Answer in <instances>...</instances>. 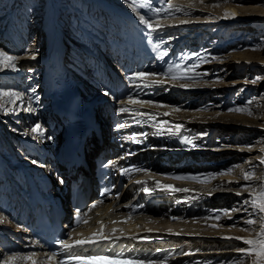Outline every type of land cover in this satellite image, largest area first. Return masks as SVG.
<instances>
[{
  "label": "bare ground",
  "instance_id": "bare-ground-1",
  "mask_svg": "<svg viewBox=\"0 0 264 264\" xmlns=\"http://www.w3.org/2000/svg\"><path fill=\"white\" fill-rule=\"evenodd\" d=\"M229 1L235 2L236 4L237 2H241V0ZM242 2H245L252 6L260 7L261 9L262 7H264V4L261 0H242ZM236 4L232 3L227 6L225 4V8L223 7L224 13H236L235 18H225L227 19L226 22H229L230 24L236 22L237 19L241 18V12L244 11V9H241ZM173 6L185 9L186 12H188V14H191L192 16H198V13L200 11H203L202 6L201 8L199 7L193 9H189V7L180 3H174ZM115 12L119 14L118 11ZM127 18H129V16H127ZM132 18L136 19V16L133 13L130 17L131 21ZM59 19L60 17H58L57 10L55 14H53V12L52 14H48L43 20L44 28H42V30H38L37 33H35V38L38 37L37 39L39 40L41 34L44 35V38L42 40L44 43V50H42L43 53L37 51V45H31V50H24V53L20 54V59L17 61V71H14L10 68L0 70V78L2 80L8 81H6L5 85L0 87V91H11L20 94L15 103H9V98L6 96L0 97V117L5 118L10 122L16 121V123H18L20 121V124L18 123L19 125L22 124L21 121H26L25 125L30 126L28 130L30 136L28 137L31 138V140L29 141L27 139L28 137H25L26 131H19L17 132L16 136L14 135V137H16L17 140L20 141V148L25 150L24 154L37 159L38 165L42 167L41 169L43 170L36 171L33 167H31L32 165L29 166V164H25L24 166H22V168H20V165H17L16 168H20V174L22 170L25 171V176L20 177L17 175L18 178H15V181L11 180L10 183H8L9 181H6L0 184V209L4 214V206L7 205L6 214L8 215L13 207V213L14 215L15 213H17L16 217L18 218H26L27 215L28 218H30L32 210L36 208V204L38 202H44L45 200L44 197L30 199V195L33 185H36L37 183L38 186L42 187V185L44 184L42 178H40L38 173H43L44 171L49 172L48 165H42V162H49L51 157V162L52 164H54L52 155L55 156L58 153L57 145L61 139V135L58 133V131H60V127L64 124V121L57 120L58 118L53 114V110L55 109L56 104L62 102V104L64 105H70L74 110V114H77V109L81 107L88 108V110L91 112H93V109L95 108L94 113L98 110L99 106H104V108H116L117 104L109 96L105 95V92L103 91L104 89L102 88V84H104L106 80L115 81L119 95L126 96L127 94L136 91V89L128 86V82L125 79L126 75L135 73L133 72L135 70L134 64H136V71H141V69L149 70L153 60H156V63L158 64L157 71L163 70L164 68L167 70V67L169 65H174L172 63L167 64L164 57L163 60L160 58V53L164 52L162 50L163 43L159 42L160 40L153 36H151L153 38H150L149 36H141L140 33L134 30V43L130 33V38L127 40H125V38H122V40L120 41H110V39L109 41L106 40V46L103 44L100 45L98 43L94 44L93 41L95 39L93 40V38L91 37L92 40L90 41V48H92L93 51L91 52L89 49L87 50L86 48H84L86 53L84 52L82 56H93L97 51V55H95V57L100 60V64L106 67L109 72L108 75L105 76L101 75L100 71L94 74L95 77L101 80V82L96 83V86L99 87L102 91L95 87L94 83H91L95 90L91 89L90 91L88 89L87 93L88 97H90V99L92 100L91 102L95 105H81V91L83 89L86 90V88L83 87L82 82H79L76 78L78 75L75 74V71L71 67H69L65 61H63L64 58L59 59L58 61L54 59L51 60L49 58V56L53 55V53H58L59 55L61 53L56 51L61 45L60 44L59 46H57L59 36L61 38L60 41L65 45V47L67 46L62 35L63 27L60 25ZM121 26L122 24H119L120 30L123 29ZM163 27L170 28V25L166 24V26L163 25ZM188 28H191V26L182 27L181 29L185 30ZM113 31H115V29H113ZM100 33L102 32L100 31ZM112 35L115 36L114 32L112 33ZM7 36L11 40H13V42H15L14 44H17V51H23L25 37H15L13 39L11 34H7ZM108 37H106V39ZM102 38L103 37L101 36V39ZM155 43L160 44V49L154 48L153 45ZM128 47H133L134 49L132 51H126ZM67 50L68 49L66 48V51ZM109 50L112 52H108ZM33 55L36 57L35 59L31 58ZM118 56L120 58V61L124 63V66L123 68L118 67V69L115 70L113 64L117 62L116 58H118ZM245 58H247V53L245 52L231 53L229 54V61H224V63L229 64L227 66L229 68H232L236 73H238V71L241 73L239 65L244 63H246L247 67H249L250 70H253L256 66L252 64V62L244 60ZM142 61L143 63L141 65ZM131 66H133V68H131ZM25 71H28L30 75L28 79H26V81L25 79H23ZM248 74L251 77V73L249 72ZM91 76H93V74ZM91 76L88 74L83 78H86L87 80ZM219 76L221 78H224V76L221 74H219ZM157 80H161L168 84H172V82H175L174 80L166 79L162 76L157 75H150L147 78L146 82L152 83ZM23 81L24 83H22ZM91 81L93 82V80ZM88 83L90 84V81H88ZM88 83L86 82V85H88ZM237 83L246 84L249 82L248 79L242 77L238 80ZM12 85L14 88H12ZM177 86L179 85L175 84V87ZM162 87L163 86H160L159 83H153V86L141 88L139 90V97H134V99L144 98L145 96L151 98L153 97L154 100H150L152 101V104L150 106L141 108L139 104L128 103L126 100L125 104L119 105V107L127 106L139 112L146 113V115H134L131 113L118 114L117 112V118L111 116V120L117 119V122H120V124H124V127H118L115 130L117 132L123 133V137L130 130L142 129L143 131L148 133V136L152 137L151 140L154 143L160 144V149L158 151L155 149V152L148 154V156L152 160L150 168L152 172L157 173L159 179L143 184L136 182V180L140 179L138 173L142 169L136 163L139 162L140 155L146 152L144 150V147L146 145L137 148L136 157L134 159L136 163L132 162L134 163V165L131 167H127L128 169L137 170L133 171L130 174L131 178L128 181V185L131 184L132 188H134L136 191L135 196H131L132 190L126 191L119 199L111 201L110 203L101 207L98 211L96 210L86 217L88 221V223L85 225L86 228L94 225H103V229L102 231H100V233H97L92 229H87L86 231H84L85 234H80V236H78L76 239L68 241L70 244L75 245V242L78 240L97 237V243L86 244L83 246H74L70 250H66L61 247L60 252L56 256L41 251L38 244L33 243L29 240V230L22 229L17 221L16 225L17 227H19L18 229H20L17 231L20 232L19 234L8 230V228H5V226L9 225V223L7 222V225L4 221L5 218L0 215V219L3 220V222L0 223V246H2V248H0V250L2 251V253H0V264H3V259L8 256L16 257L14 264H33V262L34 264H88V262L86 261L81 262L73 259V257L76 255L84 257L90 255L120 257L111 261H97L95 262V264H135L134 258L137 257L140 260H143L144 264H148L149 261H153L154 264H169V261H177V259L180 258L171 257V255L174 254L175 251L177 252L179 250L178 252L182 254L188 251L187 248L189 246H192V248H194L195 244L207 245L208 243L205 242L206 240L211 241L210 244H213L214 240L218 241L217 243H220L224 240L232 241L229 242L231 244L235 243V245H242L244 244L242 240L235 239V237L255 239L259 236L262 227L260 229H256V226L249 225L251 231H249V235L247 236L245 234H240V232L237 230H234L222 232L223 234H210L205 240L204 238H202L203 236L207 235L205 233L196 234L182 231L179 230L176 226L180 223L188 224L191 222L203 223L208 226L219 223L222 226L233 224L236 218L235 215L238 213L247 214V216L249 217V213H252L249 210V208L251 207L249 205L243 204V201L246 199L250 200L252 196L257 195L261 191H264V177L262 178L261 176L258 177L257 175H254L251 179L245 180L244 175L241 174L238 176L234 172H231V174L221 175L215 179H212V183L207 185L202 184L201 182H197L196 180H194V183L192 182L191 184H189L186 182L188 179H173L171 177H199V175L206 176V174H215L214 170H209V172L207 173L198 172L204 170L207 167L206 163H210L212 161H215L216 163L222 161V164H220L222 168L225 167V165L229 168L233 167L236 170L237 168L239 170L243 167H237V161L235 160L238 158V156L235 157L227 153H223V155H221L223 157H221L220 159L217 158L216 160H209L204 164H200V166L203 165L202 167L198 166L196 168L191 164L176 166L171 165L172 163L170 164V162L179 161L181 159L183 160L188 154L191 155L189 156L191 158H196L197 155L201 158V155L209 156L210 152L217 153L221 150L219 152L221 153L223 152V150L227 149L222 147H216L217 149H213L214 147H201L202 150L199 151L198 148L200 146L198 144L203 141L207 142L205 140L206 138L203 136L204 134H197L194 143H196L198 146L195 147L192 145V141L188 140L187 138V132L189 130L194 133L203 131L204 129H208V131L210 132V136L212 134L213 136H217V138L211 137L209 141L220 143L218 139L220 138L222 142L233 140L239 144L241 143L242 145L246 146L248 145L249 141L253 140V138L256 139L257 137L264 135V125H257L256 128L255 126H249L253 124L249 122H252L254 120L252 118L250 119L247 116H241V114L238 115L233 113H222L219 111H210V113H207L195 110V108L192 110H186L185 108H183V106H186L187 104H179L177 103L179 102V100L175 98L176 94L183 91V89L181 88L177 89L174 93L169 94L166 98L159 101L161 95H164H157ZM250 90L251 88H249V91ZM153 93H156V96L153 95ZM247 93L248 89H244L242 93L238 94L237 98L239 100H242L247 95ZM155 99L158 101L156 102ZM29 105L31 106V111L28 110ZM177 108L179 109V111H174V109ZM5 109H7V111H5ZM164 113H169V115H164ZM152 117H155V119H153ZM130 119H133V121H131ZM256 119L261 120L264 118L256 116L255 120ZM37 124H41L40 126L43 131L42 135L40 134L39 130L33 131ZM177 124L182 125V127H175ZM23 129L24 128H22V130ZM11 136L13 135L9 134L7 138L9 146L12 145ZM185 138H187L189 142H185ZM140 140L144 141L145 139ZM182 140H184V143L189 146L180 147V144H182ZM239 144L235 145L237 146V149H240V151H245V147ZM13 147L14 146H12V148ZM250 151L251 150L246 153H250ZM195 152H198V154H196ZM193 153H195L196 155ZM261 154L264 157V151L261 150ZM128 158V156L124 158L125 166L131 163L130 161H128ZM162 160H164L165 162L162 163ZM188 160L190 161L191 159ZM20 164H22L21 161ZM168 165H170V167H168ZM5 168V163L1 162L0 158V178L2 170L5 171V174H10V170ZM176 171H186L190 173L181 175L179 173H176ZM246 172L249 171L247 169L242 170V173ZM13 177H15V175ZM6 178L8 179V176ZM257 178L260 179L257 180ZM245 186H247L246 189L241 190L244 189ZM145 187H147L148 189L147 192L143 191V188ZM169 188L174 189V191L169 190ZM8 189L9 192L6 193ZM237 192H239V195H237ZM20 199H23L24 201H26V203L21 205ZM11 201L13 206L9 205V202L11 203ZM17 201L18 204L15 211V203ZM125 205L130 206V210H128L130 212L129 214L122 212V207ZM198 209L207 213L219 211L222 213L220 214V219H216V216L205 219V213L201 214L200 211H197ZM223 211L230 213V215H224L225 212ZM196 215L200 217L198 219L189 217ZM173 217H175V219H173ZM253 218L254 214H252L251 216V219ZM241 221H244V219L236 221V224H239ZM160 225L164 227H158ZM113 229H116L119 232L113 231ZM21 233L23 235H21ZM101 234L105 237H109L110 239L99 240L98 237ZM196 235L201 236L200 238H198L196 237ZM12 238H16L18 242H23L20 244H16V242L12 240L10 241V239ZM164 246L172 247L174 249L173 253H170V251L167 250H160V248ZM20 250H22V253L19 252ZM233 252L240 253L241 251H237V249H230L228 251L221 252V254L223 256H227L229 255V253ZM120 254H122V256ZM251 256L252 255H250V257ZM29 257L31 259H29ZM161 258L165 259V261L156 262L158 259L161 260Z\"/></svg>",
  "mask_w": 264,
  "mask_h": 264
},
{
  "label": "rangeland",
  "instance_id": "rangeland-1",
  "mask_svg": "<svg viewBox=\"0 0 264 264\" xmlns=\"http://www.w3.org/2000/svg\"><path fill=\"white\" fill-rule=\"evenodd\" d=\"M53 1L54 0H0V38H1L0 40L2 41V42L0 41V49L6 50V52H8V54L10 55L14 54L19 57L21 53H24V50H31L32 49L31 45H37V51L43 53L42 50H44V43L42 40L44 38V35L41 34L39 40L37 39L38 37L35 38V33H37L38 30H42V28H44L43 20L48 14H52V12L53 14H55L54 11H51L53 7ZM99 1L101 2L104 1L114 6L115 8L113 9L114 12L118 11L120 14L121 11L117 9L120 8L125 10L127 13L129 12L130 15H132L133 13L136 16V18L139 19L138 12L133 11V9L129 7V4L126 2V0H99ZM227 1L202 0L201 2V0H167V2L171 3L172 5L174 3L176 4L180 3L189 7V9L199 8V7L201 8L202 6L203 11L199 10L200 12L198 13V16H192L191 14H188V12H186L185 9H183V11H170L167 12L166 15H163L164 13L163 12L161 13V15L163 16H160L158 19L154 20L155 22H153V27L155 31H153L151 36L156 35L160 39L159 42L164 43L165 51L167 52L166 57H169L168 60L178 61L176 63L170 62L174 65L179 62L181 65H191L197 62L195 60V57L197 56H205L208 58L210 62L201 63L199 68L195 70V72H207L208 75L203 76L195 81L177 78V79H171L175 81L172 82V84L163 82L162 85L163 90L161 89L160 90L161 92L159 91L157 95L164 94L161 95L159 99L160 101L166 98L169 94L174 93L177 89L181 88L183 89L182 91L183 93L181 92L176 94L175 98L179 100V102L177 103L187 104L186 106H183V108H185L186 110H192L195 108V110L200 111V109L206 108L207 109L206 111H200V112L210 113V111L211 112L219 111L222 113H230V114L233 113L238 115L241 114V116H247L250 119L252 118L254 121L249 123H253V124L249 126H255L256 128L257 125L259 126L264 125V119L255 120L256 116L264 118V7H262L261 9L260 7L252 6L250 4L242 2V0L241 2H237V4L229 0ZM261 1L264 4V0ZM56 2L58 4L56 10L57 13L60 14V16L58 14V17H60L59 23L63 27L62 35L64 40H65V36H67V41H68L67 44H72L73 42L74 43L73 46H76L77 44L80 47L84 46V41L83 40L81 41V39L87 40V38H89L87 35L84 34V32L87 33L86 31L89 30L90 34H94L91 35L93 40L95 39L93 41L94 44L98 43L100 45L103 44L106 46L105 44L106 38L101 39V36L108 37L109 34L111 36L112 33L114 32L113 29H115L116 25L113 27L111 26L108 29L109 33L107 35L100 33V31L102 32L104 31L103 27H106L107 22L109 20V16L106 15L104 17L101 14L100 8L98 7L100 5H98V2H95L94 0H56ZM232 3L236 4L237 6L243 5L239 7L241 9H244V11L241 12L242 14L241 18L237 19L236 22L230 24L229 22H226L227 19L224 18V14H225L224 8H225V4L227 6ZM157 4L164 5L165 0H157ZM213 4H217L218 6L213 7L212 6ZM129 20H130V16H129ZM226 23H228L229 25ZM158 24L159 27H157ZM166 24L170 25V28H164L163 25L166 26ZM83 26H86L88 30ZM187 26H191V28L185 30L181 29L182 27H187ZM121 27L124 28L123 25ZM96 32H98L99 34H97ZM146 32L147 30L144 29L142 30L141 33L146 35ZM7 34H11L13 39L15 37L18 38L25 37L24 38L25 41L23 44L24 45L23 51H17L18 49L17 44H14L15 42H13V40H11L7 36ZM184 37L185 40L181 41L182 43H185L187 41H191V42L188 44L187 43L183 44V46H181L178 50H173L172 47L179 45L181 43L180 40ZM197 38H200L202 43L200 40L198 41ZM60 40L61 38L59 36L57 46H59L60 44L61 45L56 50L58 52L60 51L61 48H65V45ZM71 46L70 48L72 52H76L78 50V46L77 48H74L75 50L72 49ZM67 49H69V46L67 47ZM108 52H112V51L109 50ZM239 52L247 53V58H245L244 60L252 62V64L256 66L253 70L252 69L250 70L249 67H247L246 63H244L239 65L241 73L239 71L238 73H236L232 68H229L227 66L229 64L224 63V61H229V54L239 53ZM212 57H218L219 59L212 60L211 59ZM149 72L153 73V71L151 70ZM195 72L193 73L182 72L180 74L195 75ZM249 72L251 73V77L248 74ZM159 73L160 72H157V76H159ZM218 73L223 75L224 78H221ZM29 76H30L29 72L25 71L23 75V79H25L26 81V79H28ZM242 77L248 79L249 83L246 84L237 83L238 80ZM76 78L78 79L79 82L81 81L83 87L86 88V90L83 89L81 91V94L84 93L86 94V96L84 97L81 95L82 101L80 100V104L94 106L95 104L91 102L92 100L90 99V97H88L87 92L88 89L91 91V89L95 90V88L91 84H89L86 78L84 79L83 76L81 77L78 75ZM6 81L7 80H2L0 78V87L5 85ZM86 82L88 83V85H86ZM22 83H24V81ZM175 84L179 86L175 87ZM12 88H14L13 85ZM249 88H251L250 91ZM244 89L246 90L248 89V93L242 100H239L237 96L238 94L242 93ZM155 94L156 93H153V95ZM144 98H148V100H154L153 97H152L153 99H150L151 97H146V96ZM157 101L158 100H156V102ZM234 106L250 107L252 111V115L227 111L228 108ZM23 122L21 121L22 124L19 125L20 123L18 124L16 123V121L10 122L5 118L0 117V158H1V162L5 163V167H6L5 169L10 170L9 172L10 174H5V171L3 170L1 171L0 184L4 183L5 180L9 181L8 183H10L11 180L15 181V178L16 179L18 178V176L14 174V170H17V168L15 167L16 169H14L12 165V164H17L16 162V160H18L17 157L23 159V161L31 162V159H27V156L23 155V152H25V150L23 151V149L20 148L21 143H19V147L16 146V144H13L14 140L20 142L19 140H17L16 137H14V135L16 136L17 132L19 131L21 132L26 131L25 137L30 136V133H28L30 126L25 125L26 121ZM22 128L24 129L22 130ZM187 133H188L187 134L188 140H191L192 145L195 147L198 145L208 146L212 144L214 148L216 147L227 148L223 150V152L221 153H219L221 150L218 151L220 157L215 155L216 153L210 152L209 156L201 155L200 158L197 155L196 156L197 159L190 158V159H196L197 161L196 164H202V163L204 164L209 160H213V159L216 160L217 158L220 159L221 157H223L221 156L223 155V153H227L235 157L238 156V158L235 160L237 161V167L240 168L243 167L242 169L238 170L237 168L236 170L233 167L229 168L225 165V167L222 168V166L220 165L222 164V161L218 163L212 161L210 163H206L207 167L204 170L198 172L207 173L209 172V170H214L215 174L212 173L208 175L206 174V176H215V178H217L221 176V173L228 172L229 170H231V172H234L238 176L241 174L244 175L245 173H242V170L247 169L249 172H254L255 175H257L258 177L259 176H261L262 178L264 177L263 175L264 164L260 163L261 158H264L263 155L261 154V150L264 148V135H261L256 139L253 138L252 141H249L248 145L244 146L241 143L239 144L233 140L222 142L220 138H218L220 143L209 141L211 137L217 138V136H213V134L210 136V132L208 131V129H204L203 131L194 132V133L191 130H189ZM9 134L13 135L11 136V142H12L11 146L8 145L9 142L7 141ZM197 134L198 135L204 134L203 136L206 138L205 140L208 143L205 141L200 142L198 145L194 143ZM27 139L29 141L31 140V138L29 137ZM238 144L245 147V149L243 148L245 150L243 151V153L236 154L233 152L234 150H237V147L235 145ZM12 146L14 147L12 148ZM249 150H251L250 153H246L249 152ZM195 153L198 154V152ZM20 161L21 160H18L19 164ZM23 161L21 162L25 164V162ZM179 161H175V162L171 161L170 164L173 163L171 165H176L175 163ZM188 162L191 161L188 160ZM32 163L33 162H31V165ZM190 164L194 165L195 168L198 167L196 166V164H193V162H191ZM38 167L40 166L38 165ZM18 172L19 171L17 170L16 173ZM189 173L190 172H186V171L182 172L183 175ZM14 175L15 177H13ZM7 176L8 179L5 178ZM258 179L260 178H257V180ZM211 181L212 179L210 180V182H206L202 184L207 185L212 183ZM186 182L191 184L192 182L194 183L195 181L193 179H188ZM8 191L9 190H7V192ZM249 210L254 214L253 219L255 223L252 225L256 226V229H260L261 227L262 229H264V218H262L264 217V214L258 215L254 212L252 208H249ZM197 211H200V209H198ZM200 212L201 214L205 213L204 217H209V218L215 217L217 213L219 214L222 213L220 211L213 213H207L203 211ZM242 214L243 213H238L235 215L236 217L234 220L235 222L240 219H244V221H241L239 224H235V226H233V224L221 226L219 223L208 226L203 223L191 222L188 224L180 223L176 227L179 230L187 231L191 233H196V234L205 233L207 235L202 237L205 240L210 234H223L222 232L234 231V230H237L240 232V234H245L247 236L249 235V231H251V229L249 225L245 224V220H247L249 217L247 216V214H243V215ZM0 215L3 216V218H5L3 211L1 209H0ZM189 217H192L193 219H198L200 216L196 215ZM4 221L7 224L6 218L4 219ZM9 227L12 230L16 229L15 226H12V224ZM158 227L162 228L164 226L160 225ZM241 229H246V230L242 231ZM18 230L20 229L17 228V230L14 232L19 234L20 232H17ZM21 235L23 234L21 233ZM200 236L201 235H196V237L198 238H200ZM205 242H207L208 244L207 245L195 244L194 248H192V246H189L187 248L188 251L182 254L178 252L179 250L177 252L175 251V253L172 254L171 257L173 258L180 257V258L177 259V261H172V262L169 261L168 263L169 264H253V261L258 259L255 255H252L251 257L245 256L243 252L240 253L238 252L239 254L237 252H233V253H229V255L227 256H223L221 254V252L228 251L230 249H237V251H239V249L247 248L248 246H246L245 244L235 245V243L232 244L229 243L232 241H224V240L221 241L220 243H217L218 241L214 240L213 244H210L211 241L209 240L208 241L206 240ZM16 244H20V242L18 243L16 242ZM160 250H167L170 251V253H173L174 251V249L169 246H164L160 248ZM19 252L22 253V250H20ZM164 261L165 259L161 258V260L158 259L156 262H164Z\"/></svg>",
  "mask_w": 264,
  "mask_h": 264
},
{
  "label": "snow or ice",
  "instance_id": "snow-or-ice-1",
  "mask_svg": "<svg viewBox=\"0 0 264 264\" xmlns=\"http://www.w3.org/2000/svg\"><path fill=\"white\" fill-rule=\"evenodd\" d=\"M126 2L129 4V7H131L133 9V11H139V9H149L152 13L151 16H148L146 18L145 15H141L139 20L140 23L143 24L147 30L146 35L151 36L153 31H155L154 27H153V22L154 20L158 19L160 14L163 12H170V11H183V9L176 7L174 8L173 5L171 3H168L167 0H165V4L161 7H153L152 3L150 2V0H126ZM202 2V0H201ZM213 7H217V4H213ZM239 6H243V5H239ZM236 13L235 12H225L224 14V18H228V17H232L235 18ZM157 27H159V25H157ZM154 48L156 49H160V44L159 43H155ZM256 50V49H253ZM167 55V52L164 51L162 53H160V58L163 59V57ZM32 59H35L36 57L33 55L31 57ZM20 59V57L16 56V55H10L8 54L6 51L4 50H0V70L6 69V68H10L14 71L18 70L17 67V61ZM212 60L215 59H219L218 57H212ZM195 60L197 61L196 63H193L191 65H181L179 63L175 64V65H169L167 67V70L164 72H161L159 74V76H162L166 79H185V80H198L199 78L208 75L207 72H195V70L197 68H199L201 63H206V62H210L208 60L207 57L205 56H197L195 57ZM182 72H187V73H193L195 72V75H183L180 74ZM180 74V75H178ZM150 75H157L154 73H145L143 71H137L135 73H131L126 75L125 79L128 82V86H130L131 88L136 89V91L127 94L126 96H120L117 93L113 92L111 89H108L105 91V95L109 96L117 105H123L125 104V100L128 103H134V104H139L141 108L143 107H147L150 106L152 104V101L150 100H142V99H134V97H139V90L141 88H147L150 86H153V83H159L161 86L163 85V81L161 80H157L154 81L152 83L146 82L147 78ZM255 82V81H253ZM184 86V85H181ZM8 97L9 98V103H15L16 99L20 96L19 93L17 92H11V91H0V97ZM28 110L31 111V106L29 105ZM207 109H200V111H206ZM5 111H7V109H5ZM174 111H179V109H174ZM228 112H237V113H243V114H247V115H252V111L250 107H231L227 109ZM117 112L118 114H124V113H131L134 115H146V113L143 112H139L135 109H131L127 106H122V107H118L117 108ZM164 115H169V113H164ZM153 119H155V117H152ZM118 127H124V124H119ZM175 127L180 128L182 127V125L177 124ZM40 131V134H43V131L41 129V126L39 124H37L35 126V128L33 129V131ZM185 142H189L187 140V138H185ZM262 151H264V149H262ZM261 164H264V158H261L260 160ZM133 171H137L136 169H128V168H124L121 170L122 174L125 175H130ZM231 174V170H229L228 172L225 173H221V175H228ZM255 175L254 172H246L244 174V179L245 180H249L251 179L253 176ZM173 179H193L196 180L197 182H201V183H206V182H210L211 179H214L215 176H199V177H180V176H173L171 177ZM63 181H61L62 183ZM137 183H142L140 181H137ZM167 187V186H165ZM247 186H245L244 189L241 190H245ZM174 191V189H170ZM143 191L147 192L148 189L147 187L143 188ZM104 195H108V190L105 191ZM237 195H239V192H237ZM100 203H103V201H99ZM243 204L245 205H249L256 214H264V191H261L260 193H258L257 195L252 196V198L250 200L246 199L243 201ZM96 204H92L91 208L89 209V211H91L92 208H95ZM235 210V209H234ZM247 210V209H245ZM253 213H249V218L247 220H245V224L247 225H252L255 223V221L253 219H251ZM224 215H230V213L225 212ZM209 217H205V219H208ZM216 219H220V214L217 213L216 214ZM264 218V217H262ZM173 219H175V217H173ZM3 220L0 219V223H2ZM82 222V214L78 211L75 214L74 217V223L76 225H79ZM236 222L233 223V226H235ZM242 231L246 230V229H241ZM230 238V237H228ZM99 240H105V239H110L109 237H105L102 234L98 237ZM235 239L238 240H242V242L247 245V248H243V249H239V251L243 252L245 254V256H250V255H255L258 259L253 261V264H264V229L261 230L259 236L255 239H244L241 237H235ZM97 237H92L89 239H82V240H78L75 242V245L70 244L66 239H62L60 241H58V243L60 244L61 247H63L66 250H70L72 247L74 246H83L86 244H94L97 243ZM34 255V254H33ZM122 256V254H120ZM120 258L119 256H115V257H109V256H105V255H90L87 257L84 256H80V255H76L73 257V259L77 260V261H81V262H88V264H95V262L97 261H111L113 259H118ZM29 259H31L29 257ZM135 259V264H144L143 260H140L138 257L134 258ZM16 260L15 256H8L5 257L3 259V264H14ZM34 264V262H33ZM148 264H154L153 261H149Z\"/></svg>",
  "mask_w": 264,
  "mask_h": 264
}]
</instances>
